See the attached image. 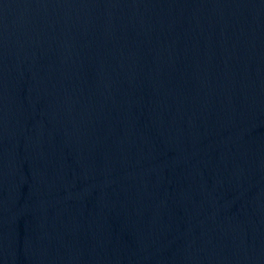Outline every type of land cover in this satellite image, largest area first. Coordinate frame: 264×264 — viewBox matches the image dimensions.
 <instances>
[{"label": "water", "instance_id": "1", "mask_svg": "<svg viewBox=\"0 0 264 264\" xmlns=\"http://www.w3.org/2000/svg\"><path fill=\"white\" fill-rule=\"evenodd\" d=\"M0 264H264V0H0Z\"/></svg>", "mask_w": 264, "mask_h": 264}]
</instances>
